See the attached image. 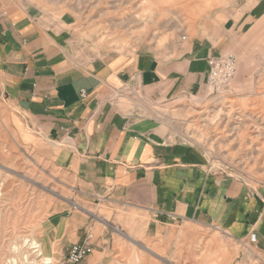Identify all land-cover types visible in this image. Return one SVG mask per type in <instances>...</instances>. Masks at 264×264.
Returning a JSON list of instances; mask_svg holds the SVG:
<instances>
[{"label": "rangeland", "instance_id": "rangeland-1", "mask_svg": "<svg viewBox=\"0 0 264 264\" xmlns=\"http://www.w3.org/2000/svg\"><path fill=\"white\" fill-rule=\"evenodd\" d=\"M4 1L62 36L70 55L82 59V71L116 56L179 61L235 53L237 73L225 88L203 81L160 108L178 137L205 150L214 169L264 197V0ZM13 114L0 97V264H72L68 250L76 239L68 242L79 234L84 209L94 219L99 252L79 264H264V242L255 233L241 237L184 220L165 230L162 242L128 232L110 211L100 219L104 206L82 204L61 170L21 144Z\"/></svg>", "mask_w": 264, "mask_h": 264}, {"label": "crops", "instance_id": "crops-1", "mask_svg": "<svg viewBox=\"0 0 264 264\" xmlns=\"http://www.w3.org/2000/svg\"><path fill=\"white\" fill-rule=\"evenodd\" d=\"M65 43L0 0V97L21 144L61 170L82 204L104 206L100 219L110 211L132 234L164 242L165 230L195 220L264 242L262 191L214 169L160 108L207 81L209 54L179 61L116 56L82 71ZM94 226L84 209L68 244Z\"/></svg>", "mask_w": 264, "mask_h": 264}, {"label": "built area", "instance_id": "built-area-1", "mask_svg": "<svg viewBox=\"0 0 264 264\" xmlns=\"http://www.w3.org/2000/svg\"><path fill=\"white\" fill-rule=\"evenodd\" d=\"M207 83L215 90L225 88L233 79L238 69V56L233 52L221 55H211L207 58ZM94 232L73 243L68 250V260L72 264H79L90 255L95 248Z\"/></svg>", "mask_w": 264, "mask_h": 264}, {"label": "bare ground", "instance_id": "bare-ground-1", "mask_svg": "<svg viewBox=\"0 0 264 264\" xmlns=\"http://www.w3.org/2000/svg\"><path fill=\"white\" fill-rule=\"evenodd\" d=\"M1 195H2V192L0 191V196ZM35 246L38 247V248L40 247V245H37V242H36V245ZM44 261L45 262H48V263H51L53 261V258H51V257L48 256ZM99 264H101V262Z\"/></svg>", "mask_w": 264, "mask_h": 264}]
</instances>
